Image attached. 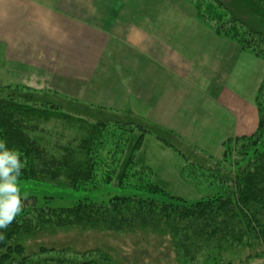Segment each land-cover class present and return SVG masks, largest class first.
I'll list each match as a JSON object with an SVG mask.
<instances>
[{
    "label": "crops",
    "instance_id": "crops-1",
    "mask_svg": "<svg viewBox=\"0 0 264 264\" xmlns=\"http://www.w3.org/2000/svg\"><path fill=\"white\" fill-rule=\"evenodd\" d=\"M263 73L188 0H0V86L92 80L86 104L155 124L192 155L255 131Z\"/></svg>",
    "mask_w": 264,
    "mask_h": 264
},
{
    "label": "trees",
    "instance_id": "trees-1",
    "mask_svg": "<svg viewBox=\"0 0 264 264\" xmlns=\"http://www.w3.org/2000/svg\"><path fill=\"white\" fill-rule=\"evenodd\" d=\"M188 1L193 4L197 19L215 34L264 58V46L254 44L259 39L264 43V31L257 29L260 27L251 19L247 4L242 3L244 9H238L239 0ZM254 3L257 4L251 2ZM254 103L255 131L227 138L223 143L224 156L232 154L234 146H241L245 153L253 149L252 157L246 162L240 158L242 162L236 161L234 172L229 170L228 176L219 177L221 183L229 180L228 189L188 201L150 180L152 171L137 154L148 130L121 120H110L112 124L107 120L87 122L47 100L40 89L22 84L0 86V137L18 149L25 161L19 180L57 182L72 189L115 183L151 194L113 196L106 202L83 199L55 207L38 205L34 196H27L21 213L6 230L5 239L0 240V264H110L96 248L75 252L66 259L42 258L47 251L44 247L36 254H26L16 240L45 227L106 231L160 227L172 234L177 252L187 261L195 260L207 248L221 253L258 243L264 246V74ZM52 119H58L53 122L61 126L55 131L56 138L40 127ZM130 123L127 136L123 137L119 132L121 125ZM165 143L171 145L167 140ZM29 199L32 201L28 203Z\"/></svg>",
    "mask_w": 264,
    "mask_h": 264
},
{
    "label": "rangeland",
    "instance_id": "rangeland-1",
    "mask_svg": "<svg viewBox=\"0 0 264 264\" xmlns=\"http://www.w3.org/2000/svg\"><path fill=\"white\" fill-rule=\"evenodd\" d=\"M251 2H257V4H251ZM261 2L262 0H239V6L235 2L234 4L238 9L243 8L242 3L247 4L250 7L248 12L251 14V19H254L260 27L257 29L264 31V4ZM257 42L260 44H257ZM262 42L259 39L254 44L264 46ZM255 56L264 65V58ZM261 71L262 66L257 64L255 74L260 76ZM67 78H70V76ZM67 78L64 76L61 80L56 81L55 76L49 74L45 86L42 77L41 88L39 87L41 84L35 82L20 84L31 88L39 87L41 94H44L47 100L60 105L65 112L84 117L87 122L107 120L110 122L109 124H112V120H121L138 124L144 130H148L137 154L141 158L143 157L146 164L149 165L152 171L150 180H153V182L156 180L172 195L181 196L188 201H195L200 197L216 193L218 190L228 189L230 186L229 180L224 178L225 181L221 183L219 177L228 176L229 172L238 166L236 161H240V158L243 162H246L253 155V149H248L249 152L246 151L245 153V149L241 146L238 149L234 146L232 154L224 156L223 143L226 139H219L216 142L215 149L206 147L208 155H192L184 151L185 148L188 151V147L192 145L182 146L180 141L170 138L155 124L143 122L124 111L107 110L102 105L92 106V104H89L91 105L89 107L83 99L94 101L93 97L96 90L88 88L90 84L94 85V83H90L92 80L76 81L75 85L80 87V91H74L76 87H73L72 81L69 82ZM98 92L100 96H104L103 86H98ZM247 93L248 88H246V95ZM249 97H251V94ZM53 121L59 120L52 119L51 123L43 124L40 127L48 130L49 134L56 138L55 131L56 129L59 131L61 126L59 124L57 126V123ZM131 123L121 125L119 132L123 134V137L127 136ZM165 140L169 141L171 145L165 143ZM189 141L191 142V140ZM183 170L184 172L181 173ZM232 177H234V174ZM19 183L22 191L27 192V196H34L38 205L47 204L53 207L71 205L83 199L90 200V202H106L113 196H151L149 192L132 185L120 187L115 183L101 184L96 188L82 187L79 189H72L57 182L19 180ZM31 201L32 199H29L28 203ZM16 241L22 244L25 253L30 255L36 254L41 247H44L47 251L42 253V258L61 257L66 259L75 252L81 253L96 248L107 256L110 264H264V255H262L264 246L260 243L252 245V247L223 250L221 253H218L215 249L207 248L195 260L187 261L181 258L177 252L172 234L160 227L143 228L136 226L122 231L80 227H45Z\"/></svg>",
    "mask_w": 264,
    "mask_h": 264
},
{
    "label": "clouds",
    "instance_id": "clouds-1",
    "mask_svg": "<svg viewBox=\"0 0 264 264\" xmlns=\"http://www.w3.org/2000/svg\"><path fill=\"white\" fill-rule=\"evenodd\" d=\"M25 161L18 149L10 147L0 137V240H4L6 230L21 213L27 192H23L19 183Z\"/></svg>",
    "mask_w": 264,
    "mask_h": 264
}]
</instances>
